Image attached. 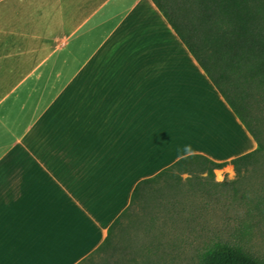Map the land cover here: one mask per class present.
<instances>
[{
	"label": "crops",
	"instance_id": "0c3cea01",
	"mask_svg": "<svg viewBox=\"0 0 264 264\" xmlns=\"http://www.w3.org/2000/svg\"><path fill=\"white\" fill-rule=\"evenodd\" d=\"M255 147L152 0H0V264H78L138 181Z\"/></svg>",
	"mask_w": 264,
	"mask_h": 264
},
{
	"label": "trees",
	"instance_id": "16d2710c",
	"mask_svg": "<svg viewBox=\"0 0 264 264\" xmlns=\"http://www.w3.org/2000/svg\"><path fill=\"white\" fill-rule=\"evenodd\" d=\"M256 143L250 151L216 162L189 154L155 175L138 181L128 206L114 219L104 241L78 264L112 243L114 230L135 222L136 206L157 207L165 192L172 210L181 192H252L253 209L264 215V0H152ZM231 165V179L215 180L214 167ZM182 173H188L183 179ZM202 173H206L202 175ZM162 180L161 186L158 182ZM248 194V193H247ZM170 201H166L169 203ZM153 215H151V218ZM247 228H242L244 234ZM113 236V237H112ZM104 259L103 264H107ZM198 264H264L250 254L242 239L221 236L205 242Z\"/></svg>",
	"mask_w": 264,
	"mask_h": 264
},
{
	"label": "rangeland",
	"instance_id": "374dc122",
	"mask_svg": "<svg viewBox=\"0 0 264 264\" xmlns=\"http://www.w3.org/2000/svg\"><path fill=\"white\" fill-rule=\"evenodd\" d=\"M220 122L221 142H216L217 149L222 152L241 149L244 145L240 128L224 116ZM213 171L218 181L235 175L231 165L214 167ZM187 176L188 173L181 174L183 179ZM158 184L161 186L162 180ZM244 193L252 195V192H181L176 213L172 210L170 192L162 195L157 207L145 208L140 202L135 209L136 221L116 228L112 238L116 245L94 253L93 262L103 264L105 259L107 264H198L200 249L216 236L233 241L242 239L250 254L264 259V215L253 209L254 203H249ZM242 228H247L244 234Z\"/></svg>",
	"mask_w": 264,
	"mask_h": 264
},
{
	"label": "bare ground",
	"instance_id": "6f19581e",
	"mask_svg": "<svg viewBox=\"0 0 264 264\" xmlns=\"http://www.w3.org/2000/svg\"><path fill=\"white\" fill-rule=\"evenodd\" d=\"M244 139H245V137H244Z\"/></svg>",
	"mask_w": 264,
	"mask_h": 264
}]
</instances>
